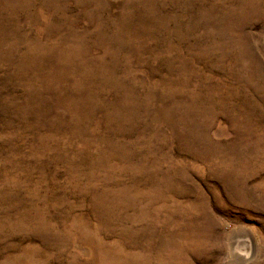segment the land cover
<instances>
[{
    "label": "rangeland",
    "instance_id": "obj_1",
    "mask_svg": "<svg viewBox=\"0 0 264 264\" xmlns=\"http://www.w3.org/2000/svg\"><path fill=\"white\" fill-rule=\"evenodd\" d=\"M0 264H264V0H0Z\"/></svg>",
    "mask_w": 264,
    "mask_h": 264
}]
</instances>
